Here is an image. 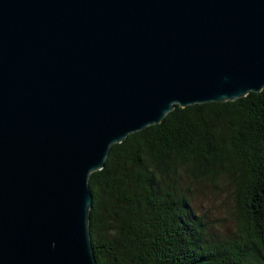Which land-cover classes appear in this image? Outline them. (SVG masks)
<instances>
[{"label":"water","instance_id":"1","mask_svg":"<svg viewBox=\"0 0 264 264\" xmlns=\"http://www.w3.org/2000/svg\"><path fill=\"white\" fill-rule=\"evenodd\" d=\"M263 87L264 0H0V264H96L110 145Z\"/></svg>","mask_w":264,"mask_h":264},{"label":"trees","instance_id":"2","mask_svg":"<svg viewBox=\"0 0 264 264\" xmlns=\"http://www.w3.org/2000/svg\"><path fill=\"white\" fill-rule=\"evenodd\" d=\"M182 177L231 183L230 236L211 240ZM87 185L96 264H264V87L174 105L159 123L111 144Z\"/></svg>","mask_w":264,"mask_h":264},{"label":"rangeland","instance_id":"3","mask_svg":"<svg viewBox=\"0 0 264 264\" xmlns=\"http://www.w3.org/2000/svg\"><path fill=\"white\" fill-rule=\"evenodd\" d=\"M179 185L189 191L190 206L204 220L211 240H222L233 233L235 204L231 183L221 177L215 183L182 177Z\"/></svg>","mask_w":264,"mask_h":264}]
</instances>
